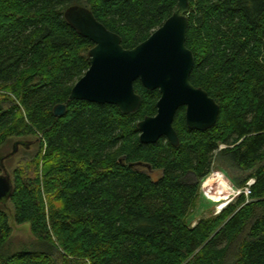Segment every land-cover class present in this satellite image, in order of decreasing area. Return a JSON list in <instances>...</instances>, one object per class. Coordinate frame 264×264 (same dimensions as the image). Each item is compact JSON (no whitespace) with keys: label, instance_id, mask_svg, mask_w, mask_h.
Wrapping results in <instances>:
<instances>
[{"label":"trees","instance_id":"16d2710c","mask_svg":"<svg viewBox=\"0 0 264 264\" xmlns=\"http://www.w3.org/2000/svg\"><path fill=\"white\" fill-rule=\"evenodd\" d=\"M177 4L0 0V151L14 138L40 141L12 176L11 200L0 204V264H264V0H190V81L221 110L216 126L201 132L188 128L181 108L178 147L140 142L138 123L156 116L160 93L139 81L143 103L131 115L69 101L94 47L65 19L69 7L92 11L131 50ZM60 104L67 113L56 117ZM217 155L241 172L256 169L251 201L240 196L191 227ZM11 222L30 224L43 249L5 253Z\"/></svg>","mask_w":264,"mask_h":264},{"label":"water","instance_id":"95a60500","mask_svg":"<svg viewBox=\"0 0 264 264\" xmlns=\"http://www.w3.org/2000/svg\"><path fill=\"white\" fill-rule=\"evenodd\" d=\"M190 9V0H178L173 15L146 41L129 50L123 47L122 38L99 22L92 11L77 5L69 7L65 11L67 22L94 44L88 53L89 69L73 87L69 101L113 105L123 115H131L143 103L135 90L139 81L147 90L160 93L156 116L138 123L141 143L155 144L166 139L178 147L180 139L174 121L181 108L186 109L189 129L205 132L214 128L221 107L190 81L196 63L186 45ZM66 113L65 104L54 109L56 117ZM31 145L32 142L16 141L12 152L0 158V204L6 205L14 192L5 162L16 156L20 148L29 149Z\"/></svg>","mask_w":264,"mask_h":264},{"label":"rangeland","instance_id":"374dc122","mask_svg":"<svg viewBox=\"0 0 264 264\" xmlns=\"http://www.w3.org/2000/svg\"><path fill=\"white\" fill-rule=\"evenodd\" d=\"M0 94V102L3 99ZM19 139H11L7 145L1 149L0 158L12 152L13 145ZM32 142L29 149L20 148L18 154L7 160L5 165L9 173L13 176L15 170L23 163L30 160L40 150V141L35 137L22 139ZM256 170V169H255ZM252 172L244 173L233 169L220 155L215 157L210 175L202 182L200 197L188 220L191 227H195L201 220L215 217L219 213V207L228 203H235L240 197H236L237 191L243 189L249 181L253 180ZM151 172L155 180L161 176L160 172ZM244 183V185L242 184ZM244 186V187H243ZM227 201V202H226ZM251 201L250 199L247 202ZM227 204V205H228ZM10 211L12 206L9 204ZM10 214V213H9ZM12 233L5 248V253L14 254L21 251H35L43 249L41 243L36 239L31 231L30 224L17 225L11 222Z\"/></svg>","mask_w":264,"mask_h":264},{"label":"built area","instance_id":"2783aa9c","mask_svg":"<svg viewBox=\"0 0 264 264\" xmlns=\"http://www.w3.org/2000/svg\"><path fill=\"white\" fill-rule=\"evenodd\" d=\"M254 181H250L243 189L241 190H238L237 192V195L236 197H239V196H245L247 199L250 198V196L252 195V192H251V187L253 185ZM227 202V201H226ZM228 203L224 204V205H221L219 207V213H221L228 205Z\"/></svg>","mask_w":264,"mask_h":264},{"label":"bare ground","instance_id":"6f19581e","mask_svg":"<svg viewBox=\"0 0 264 264\" xmlns=\"http://www.w3.org/2000/svg\"><path fill=\"white\" fill-rule=\"evenodd\" d=\"M251 181H254V179H253V180H251ZM249 182H250V181H249ZM249 182H248V183H249ZM248 183H247V184H248ZM254 183H255V181H254ZM254 183H253V185H254ZM247 184H246V185H247ZM253 185H252V186H253ZM246 199H247V198H246ZM247 200H248V199H247Z\"/></svg>","mask_w":264,"mask_h":264}]
</instances>
